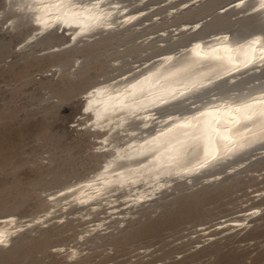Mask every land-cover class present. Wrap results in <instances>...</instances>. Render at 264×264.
Instances as JSON below:
<instances>
[{"label":"bare ground","instance_id":"obj_1","mask_svg":"<svg viewBox=\"0 0 264 264\" xmlns=\"http://www.w3.org/2000/svg\"><path fill=\"white\" fill-rule=\"evenodd\" d=\"M149 1L19 0L18 7L30 12L35 25L26 42L52 28L75 27L67 41L74 44L101 32L145 26L162 16L154 13L146 17L149 11L160 3L174 2L147 4ZM205 1L179 0L165 13L172 16ZM262 4L264 0H225L218 5L221 14L236 12L233 18L250 17L240 27L220 23L201 29L204 17H198L150 32L143 38L151 40L155 34L167 36L169 32L172 36L169 41H159L156 53L85 91L84 96L90 98L82 110L90 114L80 125L98 130L94 149L108 152L89 175L47 191L51 204L35 216L0 215V233L6 237L0 249L9 247L33 225L64 220L74 206L83 208L81 214L89 218L104 210L79 233L82 240L115 215L124 222L138 206L179 180L192 184L198 179L217 180L244 166L254 153H264ZM37 17L42 22H37ZM184 32L186 35L178 37ZM78 63L79 58L74 64ZM261 209L262 205H253L217 226L222 232L241 228ZM62 248L69 259L84 250L77 243Z\"/></svg>","mask_w":264,"mask_h":264},{"label":"rangeland","instance_id":"obj_2","mask_svg":"<svg viewBox=\"0 0 264 264\" xmlns=\"http://www.w3.org/2000/svg\"><path fill=\"white\" fill-rule=\"evenodd\" d=\"M154 1L161 0L147 4ZM178 1L149 11L146 17L162 16L148 25L58 50L47 46L61 36L21 41L27 27L0 15V215L33 217L50 206L47 191L99 167L102 154L93 149L90 129L74 127L80 93L101 76L156 53L159 41L172 36L158 33L148 40L146 34L184 19L204 17L202 29L220 23L240 27L250 18L219 13L225 0H206L167 16ZM197 181L175 185L124 222L111 217L82 240L79 233L104 210L89 218L74 206L62 221L25 229L0 249V264H264V156L217 180ZM253 205L262 209L245 226L225 232L217 226ZM71 243L84 248L75 259L62 248Z\"/></svg>","mask_w":264,"mask_h":264},{"label":"water","instance_id":"obj_3","mask_svg":"<svg viewBox=\"0 0 264 264\" xmlns=\"http://www.w3.org/2000/svg\"><path fill=\"white\" fill-rule=\"evenodd\" d=\"M18 1L19 0H3L1 5H0V9L2 10V12H0V15L3 16L5 22H8L9 20H12L13 21L12 24H18V26L19 25H25L27 27L26 31L23 34V38L21 40V41H25L27 39V37L34 31L35 25L32 23V18H31L30 12H28L24 8L18 7ZM256 12H254V13H256ZM251 15H253V13L249 14V16H251ZM72 29H75V27H63L62 29H60L58 27L57 28H52V29L48 30L45 33H38L36 38L47 36V35L61 36V38L57 39L55 42H53L52 44H49L47 46L48 49H55L56 46H59V48H56L58 50V49L71 48V47H73L75 45H79L81 43H85V42H88V41L95 40V39L99 38L103 34L106 35V34H109V33H113V32H116V31L123 30V28H120V29H117L115 31L101 32V33L97 34L94 37L83 38V39L77 41L74 44H68L67 43L68 39L73 37ZM77 58L78 57L75 56V60ZM59 70H61V68H59ZM106 76H110V75L101 76L98 81L102 80ZM97 82H94L93 84L88 86L85 90H83L80 93L81 96H80V103H79L80 104L79 112L74 117V120H76L78 123L74 124V127H81V125H80L81 121L83 122L84 120H86L88 115L90 114V112H83V110H82L83 106L86 104L88 98H90V95H85L84 96V92L85 91H89L90 87H92V85H94ZM189 104L190 103H187V105H189ZM81 128L82 129L89 128L90 132L92 134L91 138H93V139L96 138L98 130L91 129L90 127H81ZM93 149H94V146H93ZM97 151L102 154V160H103L105 154L108 152V150H106V149L105 150H97ZM254 155L255 156L252 159L260 157V156H264V153L263 152H257V153H254ZM102 160H101V162H102ZM71 181H75V180H71ZM71 181H67V182H71ZM181 183H186V184H188L190 186H194L196 184H199L200 182L192 184V183H189L187 180L183 179V180H179L176 184H174V186L178 185V184H181ZM174 186L170 187V189H172ZM170 189H168V190H170ZM168 190H166V191H168ZM166 191H164V192H166ZM163 193L161 195L157 196L156 198H154V199H152V200H150V201L138 206L137 209L142 207L143 205H146L148 203H152L155 199L161 198Z\"/></svg>","mask_w":264,"mask_h":264},{"label":"snow or ice","instance_id":"obj_4","mask_svg":"<svg viewBox=\"0 0 264 264\" xmlns=\"http://www.w3.org/2000/svg\"><path fill=\"white\" fill-rule=\"evenodd\" d=\"M262 6H264V4H262ZM37 22H42L41 19H40L39 17H37ZM255 43H256V41H253V45H254ZM249 51H250L251 53H254V52H255L254 47H251V46H250ZM253 58H254V56H253ZM245 107H246V108H250L251 105H246ZM201 115H203V114H201ZM262 115H264V113H262ZM5 239H6L5 234H4V233H0V244H4V243H5Z\"/></svg>","mask_w":264,"mask_h":264}]
</instances>
